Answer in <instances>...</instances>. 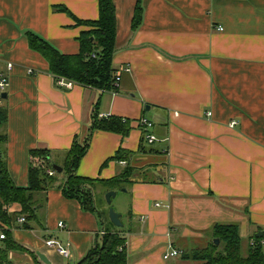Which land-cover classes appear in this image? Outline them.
<instances>
[{
    "label": "crops",
    "instance_id": "1",
    "mask_svg": "<svg viewBox=\"0 0 264 264\" xmlns=\"http://www.w3.org/2000/svg\"><path fill=\"white\" fill-rule=\"evenodd\" d=\"M114 4L113 66L122 79L115 94L58 86L28 40L32 33L62 54H79V38L91 29L85 22L99 18L98 0H0V69L10 79L0 156L14 184L28 187L36 149L49 150L63 168L96 112L129 120L131 130L125 137L95 131L78 176L109 180L135 168L126 191L115 190L126 203L121 229L65 197L64 171L40 196L38 222L20 223L19 203L5 207L7 232L20 246L6 264H45L38 252L51 264H78L109 227L126 238L127 264H169L171 248L208 244L217 224L237 225L248 246L264 232V0H142L135 32L138 0ZM142 117L153 123L154 144L138 125ZM119 150L129 160L109 161ZM50 239L70 243V257L48 247Z\"/></svg>",
    "mask_w": 264,
    "mask_h": 264
},
{
    "label": "trees",
    "instance_id": "2",
    "mask_svg": "<svg viewBox=\"0 0 264 264\" xmlns=\"http://www.w3.org/2000/svg\"><path fill=\"white\" fill-rule=\"evenodd\" d=\"M98 1L99 18L96 21L85 22L91 29L79 38V54H62L32 33L28 34V40L31 48L42 54L48 61L55 78H65L76 85L108 91L112 89L116 71L113 66L117 37L116 8L114 0ZM61 10L67 11L64 8ZM142 19V0H138L132 21L134 32L141 26ZM93 55L95 58L92 57ZM5 122L6 114L0 109V127ZM130 130L129 120L112 116L102 119L97 112L94 114L89 136L82 144L75 141L65 155L62 170L67 174V180L62 191L66 198L79 201L85 211L97 213L102 217L96 200L97 190L102 188L109 192L126 189L132 183L135 168L127 166L120 175L109 180H100L78 176V167L89 150L90 140L95 131L118 133L125 137ZM112 160L128 161L129 157L124 155L123 150H119L116 156L109 161ZM55 166L58 164L52 161L49 150H33L30 155L29 185L23 188L14 184L0 156L1 224L8 226L12 222L5 207L14 203L22 206L26 224L39 221V198L55 185L59 176V173L54 177H49L47 174V170L54 169ZM26 227L29 228V225ZM112 229L111 227L106 228V234L101 237V242L91 249L78 264H127L126 238L122 233L114 232ZM211 233L212 239L206 246L184 251L185 253L183 252L177 258L181 257L183 261L194 264H264V245H262L264 236L262 238L254 236L255 244L249 245L244 255L243 240L237 225L217 224L212 228ZM215 240H219V245H216ZM2 242L0 255L3 260L0 264H6L9 251L19 249L20 246L14 242L8 232L6 239ZM222 246H224L223 249Z\"/></svg>",
    "mask_w": 264,
    "mask_h": 264
},
{
    "label": "built area",
    "instance_id": "3",
    "mask_svg": "<svg viewBox=\"0 0 264 264\" xmlns=\"http://www.w3.org/2000/svg\"><path fill=\"white\" fill-rule=\"evenodd\" d=\"M218 30L222 31V28H218ZM92 57L95 58V55H93ZM12 68H13V64H8V67H7L8 72H10L12 70ZM124 71L130 72V68H126V69H124ZM29 73H33V72L30 70ZM121 80H122L121 79V72L117 71L114 74L112 89L110 90L114 94L119 92V89L121 86ZM56 84L60 87H65L67 89H72L76 85L73 81L67 80L65 78H56ZM9 86H10L9 74H6L3 70L0 69V107L5 100L4 94H7V90L9 88ZM208 115H211V114L209 113ZM99 117L102 119H105V118L108 119L111 116L109 114H104V115H100ZM138 125L142 128V130L145 133L146 142L149 144H154L157 141V138L152 133L153 123L148 118L142 117L141 119H139ZM235 125H236V122H233L231 124L232 127H234ZM122 164L125 165V162H122ZM47 174L49 175V177H54L57 174V171L55 169L51 168V169L47 170ZM156 206H160V204H157ZM18 221L20 223H25L26 218L21 217L18 219ZM59 228H65V224L63 222H61L59 224ZM7 231H8V228L6 226H0V241H3L6 239ZM250 243L253 246L255 244V241L251 240ZM46 245L48 247L55 249L56 252L58 254H60L61 256H63L64 258L70 257V254H71V252H70L71 244L70 243L64 245L61 242H59L58 240L50 239V240L46 241ZM182 254H183L182 251H180L178 249L171 248L170 251L164 255V259L169 260L171 258L179 257Z\"/></svg>",
    "mask_w": 264,
    "mask_h": 264
},
{
    "label": "rangeland",
    "instance_id": "4",
    "mask_svg": "<svg viewBox=\"0 0 264 264\" xmlns=\"http://www.w3.org/2000/svg\"><path fill=\"white\" fill-rule=\"evenodd\" d=\"M116 73V72H115ZM114 73V74H115ZM56 164H58L59 165V163H61V160L60 159H54L53 160ZM98 190H100L101 191V195H98L99 193H97V198H96V200H97V205H98V208H99V210H100V212L103 214V216L107 219V220H110V218H109V210L112 208V209H114L117 213H120L121 215H123V217L125 216V214H126V203L124 202V203H120V201L122 200L121 198H122V196H123V194H121V193H119L118 194V196L117 197H115L114 199H113V202H112V205L111 206H109L108 204H107V202H106V198H105V196H106V193H105V190L104 189H102V188H99ZM99 192V191H98ZM121 192H123V190L121 191ZM121 229V228H120ZM252 240H254V238H252ZM211 241V240H210ZM248 241H249V238H244L243 239V252H244V255H245V252H246V250H247V246H248ZM3 245V244H2ZM1 245V246H2ZM207 245V244H206ZM206 245H204V246H206ZM246 245V246H245ZM250 245H251V243H250ZM262 245H264V240L262 241ZM249 247V246H248ZM224 248V246H222V249ZM221 249V250H222ZM188 250H186L185 252H187ZM184 252V253H185ZM177 258V257H176ZM3 260V258H2V256L0 255V262ZM176 262V264H183L182 262H184V264H194V263H191V262H185V261H183L182 259H181V257L180 258H178V259H172L171 258V261H169V264H173V263H175Z\"/></svg>",
    "mask_w": 264,
    "mask_h": 264
},
{
    "label": "water",
    "instance_id": "5",
    "mask_svg": "<svg viewBox=\"0 0 264 264\" xmlns=\"http://www.w3.org/2000/svg\"><path fill=\"white\" fill-rule=\"evenodd\" d=\"M93 40V38H92ZM8 97L7 94H4V98L6 99ZM54 169L57 171V173L61 174L63 172L62 168L59 166H55ZM124 192L126 190H123ZM117 192L116 191H109L106 193V202L109 206L112 205L113 199L116 197ZM109 218L111 223L118 228H122L123 227V223L121 221V215L119 213H117L114 209H110L109 210ZM264 236V232H259L256 237L257 238H262ZM216 245H219V240H215ZM37 256L39 257V259L45 263V264H51V262L48 260V258L46 257V255L38 252Z\"/></svg>",
    "mask_w": 264,
    "mask_h": 264
}]
</instances>
